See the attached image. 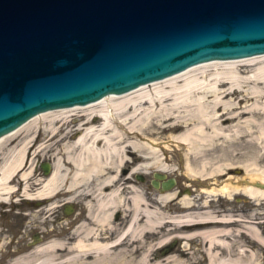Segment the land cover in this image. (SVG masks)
Here are the masks:
<instances>
[{
	"label": "bare ground",
	"instance_id": "obj_1",
	"mask_svg": "<svg viewBox=\"0 0 264 264\" xmlns=\"http://www.w3.org/2000/svg\"><path fill=\"white\" fill-rule=\"evenodd\" d=\"M241 66L252 68L243 71ZM241 73L252 74V77L240 78ZM207 76L206 84L192 82ZM250 86L252 90L248 89ZM232 93L242 97L236 103H230ZM224 97L229 98V102H224ZM203 104L211 105L212 109L209 111ZM189 105L196 108L187 117L181 115V109ZM158 110H165V114L160 119L156 117V123L172 120L161 130L178 126L184 132L171 134L168 140L184 148V168L188 176L203 181L216 180L219 173L233 168H240L245 174L240 180H224L220 187L205 188L206 191L201 193L228 197L242 193L257 202L264 199V188L252 184L253 180L264 182V169L258 164L264 159V54L199 63L168 78L123 93L105 95L92 103L46 110L0 137L1 203H11V196L19 192L23 198L46 203L60 194L58 183L66 180L68 175L72 193L79 188L76 184L80 182H89L96 187L86 196L89 199L86 209L92 219H82L75 238L29 246L28 254L9 264H182L179 255L185 250L174 249L158 257L152 255L155 247L162 248L175 236L200 239L207 264H245L240 254L246 249L236 246L237 251L232 256L228 238L236 231H244L240 228L241 221L248 219L200 210L203 206L188 197L189 190L180 194L177 203L190 212L170 216L155 209L144 195L136 192V186L128 183L131 181L129 175L145 173L152 167L166 177L164 173L169 166L162 164L163 150L140 128L144 124L150 126L151 117L157 116ZM173 110L179 111V115ZM224 115L235 123L223 127L218 119ZM41 123L45 126L43 129L39 128ZM35 126L38 127L36 131ZM72 128L79 131L73 138L69 137ZM60 130L63 131L59 133ZM42 131L49 133L47 140L34 148L31 159L43 147L52 150L55 145L61 146L52 155L53 158L56 156L52 169L45 178L37 179L32 160L27 161V158L33 141ZM35 132L38 135L34 139ZM219 138L229 141L228 163H221L222 155L214 154ZM61 139H64L62 144L58 143ZM132 156L135 158L130 162ZM127 163L132 165L124 176L120 169ZM15 184L24 186L22 190H15ZM102 186L108 187V191L102 190ZM119 186L122 188L118 192ZM160 193L155 200L165 205L172 202L176 190L170 188ZM57 205L47 209L39 207L38 212L50 215ZM118 207L124 215L120 221L112 218ZM234 223L236 227H231ZM111 228L117 231L112 237L103 238L102 230ZM172 228H176L175 232ZM251 228L247 230L249 235L264 244L261 233ZM126 252L134 257L125 259Z\"/></svg>",
	"mask_w": 264,
	"mask_h": 264
},
{
	"label": "water",
	"instance_id": "obj_2",
	"mask_svg": "<svg viewBox=\"0 0 264 264\" xmlns=\"http://www.w3.org/2000/svg\"><path fill=\"white\" fill-rule=\"evenodd\" d=\"M258 54L264 0H0V137L46 110ZM174 183L152 172L154 188Z\"/></svg>",
	"mask_w": 264,
	"mask_h": 264
},
{
	"label": "rangeland",
	"instance_id": "obj_3",
	"mask_svg": "<svg viewBox=\"0 0 264 264\" xmlns=\"http://www.w3.org/2000/svg\"><path fill=\"white\" fill-rule=\"evenodd\" d=\"M240 68H242L243 71L246 70L249 71V69L252 68V66H241ZM208 77L209 76L204 78H196L193 79L195 81L192 82L206 84L208 83V80H206V78ZM238 77L240 78L252 77V74L249 75L243 74ZM190 80L191 79H189L188 81ZM150 86L148 87L150 88ZM224 89H226V87ZM248 89L252 90L253 87L250 86ZM211 97L212 96H210V98ZM231 97L232 100L230 103H236L242 97V95L241 94L237 95L236 93H232ZM224 102L226 103L229 102V98L224 100ZM143 106L145 105L143 104ZM202 106L206 107L209 111L212 109V106L209 104L208 105L203 104ZM195 108L196 106H192L190 108L189 105V107L187 106L182 108L180 114L181 115L184 114V116L187 117L189 116V113L193 111ZM156 109L158 108H155V110ZM167 111H169V109ZM173 111L174 114L176 113L179 115V111H175V110ZM162 114H165V110L164 111L158 110V115L151 117V121H152L151 125L150 126L147 125L146 127L144 124L140 128L144 130L143 133L145 132L144 134L146 135V137H151L153 141L158 142L159 143L158 147H161V149L163 150L164 156L162 157L163 158L162 164H166L169 166L167 173L164 174H166V177H174L175 179V183L172 188H174L175 190L182 191V194H184L186 190H189L190 194L188 197H192L195 200L197 199L196 204L198 206H203L202 208H200V210H206L211 213L213 212L216 215L231 214L233 218L248 219V221H244V220L241 221L242 227L240 228L243 229L244 231L242 232L234 231L235 233L229 236L228 240L231 243L229 248L230 254L232 256H235L234 252L237 251L236 246H239L238 248L242 247L246 249L243 253L241 254L239 253L242 256L245 264H264V244H260L256 240H254L247 231V230H251L252 229L251 227H253V229H257L261 233L262 237H264V199L259 200L257 202L251 198L246 197L242 193H234L229 197L222 194H216L212 196V195H206L205 193H201V191H206L205 188L220 187L224 180H228V179L231 181L240 180L245 177V174L240 168H233V169H226L224 172L219 173L216 177V180L203 181L201 179L198 180L196 177L188 176L184 168V152H185L184 148L181 145H177L176 143L168 140L171 134L177 135L179 133H184V132H181L182 130L181 128H178V126H173L171 128L164 127L161 130L163 126L170 124L172 121V120H164L163 122L156 123V119L157 118L160 119V116H162ZM226 118L227 115H224L218 119L219 121L221 120L223 127H229L230 125L235 123V122H231ZM44 127L45 126L42 123L39 125V128L41 129H43ZM36 128L38 127L37 126L34 127L35 131ZM62 131L60 130L59 133H61ZM43 133H44L43 131L39 135L36 132L33 133L34 139L36 138L37 135L38 137L36 138V140L33 141L34 144L32 145L34 146L30 148L28 153L29 155L27 158V161L32 160V164H33L32 166H34V175H36L37 179L45 178L46 175L43 173V170L40 166L41 162H48V164H50V167L52 169V164L54 162L53 159L56 157L55 156L53 158L52 155H54L56 153V149L60 148L61 146V145H55V147H52L53 148L52 150H48V149L44 150L43 147L31 159L32 153L35 152L34 148L37 147L39 144H41L42 141L47 140V136L49 133L46 134ZM78 134L79 131H77L76 128H72V130L69 132V137L73 138ZM140 136L145 137L144 135L141 134ZM216 141L218 143V146L215 148L214 154L217 155L221 154L222 155L221 163L222 162L228 163L229 157L227 156V149L229 148L228 145L229 141H225V140L223 141L220 138L217 139ZM58 143L60 144L64 143V139L59 140ZM164 143L168 144V146L167 147L163 146ZM96 146L98 147L99 145H97L96 143ZM247 149H249V146H247ZM250 151H247V153H250ZM134 158L135 157L132 156L130 162H133ZM258 164L260 165V168L262 166L261 169H264V159L258 161ZM131 165L132 164L129 163L124 164L123 166H121L122 168L120 171H122V173H126L127 168H129V166ZM192 166L196 168L194 164H192ZM153 171H157L156 167H152V169L146 170L145 173H134V174H140V176L143 178L142 182H140L137 178L135 179L134 174H131L130 178L132 180L130 182L128 181V183H132L134 186H136V188L138 189L136 191L137 193H139L140 191L145 192L144 184L145 182H147L148 178L150 177ZM23 186H24L23 184L22 186L16 184L14 185L15 190L17 189L22 190ZM76 186H79V188L77 190H74L75 191L74 193L69 191L70 175H68L66 180L60 181L58 183V189L60 190V194H58V196H56L53 199H50L46 203L45 202L43 203L41 201L40 204H38L40 206L37 205L38 207L44 206L47 209L51 207L53 204H55V202H57L58 205L56 211L50 215L44 214L42 212H38L37 211L38 207L36 205L32 206L37 208H34L30 214L24 215L26 212L30 211V209L27 208L28 206H25V204H23V200H22L23 197L20 196V192L14 193L11 196V203H12L11 206L2 204L1 207L3 208V210L4 211L6 209L8 210L5 211L3 215L4 217L3 222L8 235V237H5V239H9L7 254L5 256L6 259H8L9 263H12L15 259L21 257L24 253L28 252L29 247L26 248L28 245H26L27 243L25 242L26 240H28V235L32 231H36L37 234L39 233L42 236V240L38 243H43V244L55 239L75 238L77 232L80 231L79 225L82 224V219L84 218V214L82 212L85 206V182H80L76 184ZM146 189H147L146 192L147 193L150 192L149 194H152L153 196L151 200L153 202L155 209L164 212L166 214H170V216L180 213L190 212V211H185V208L180 207L179 203H177V200L176 201L173 200L172 202H168L165 205H162V202L160 203L155 200L158 197V195L161 194L160 191L158 192V189L154 187L146 188ZM66 191L69 192L66 193ZM68 199L71 200L67 201ZM203 201L205 202L204 205L202 204ZM65 204H72L74 211L72 210L70 213L65 214L63 212V205ZM54 217L57 219L55 220ZM52 219L54 220L52 221ZM75 220H79V221L74 223ZM235 225H236L235 223L231 224V227H236ZM175 229L176 228H172V232H175L174 231ZM4 241L5 240H3V243ZM183 243L186 244L183 246ZM174 249H180L183 251L185 250L183 254L179 253L180 254L179 258L183 261L182 264H207V259L205 257V254L203 253V244L202 242H200V239L199 240L182 239L179 238L178 236H175L172 237L168 241V243L165 244V246H163L162 248L155 247L152 251V255L155 257L161 255H167L168 253L172 252ZM129 254L130 252H126V254H124L123 257H125V259L134 257V255L128 256ZM2 263L4 264L5 260Z\"/></svg>",
	"mask_w": 264,
	"mask_h": 264
},
{
	"label": "flooded vegetation",
	"instance_id": "obj_4",
	"mask_svg": "<svg viewBox=\"0 0 264 264\" xmlns=\"http://www.w3.org/2000/svg\"><path fill=\"white\" fill-rule=\"evenodd\" d=\"M127 170H128V168H127ZM124 176H125V173H124ZM129 177H130V175H129ZM134 178L136 179V174H134ZM151 179H152V173H151L150 177L148 178L147 182H145V184H144V186H145V188H144L145 189V192L144 191H140V192H141L142 195H144L149 200L150 204L153 205V202L151 200L153 198L152 194H149L150 192H148V193L146 192L147 191L146 188H152L153 187L152 184H151ZM142 180H143V178L141 180H139V181L142 182ZM129 184H132V183H129ZM86 186H88V187H86ZM95 188H96L95 185L92 184V186H91V183L85 182V206H84V209H83V212L82 213L84 214V217L87 218V219H90V218L92 219V217H90L91 214L89 216V214L87 212V209H86V204H87V202L89 200L88 198L86 199V196L88 195V193H90ZM121 188H120V186L118 187V192L121 190ZM131 188H132V186H131ZM101 189L104 190V191H108V187L102 186ZM157 189H158V192L161 191V190H159V188H157ZM180 194H182V191L176 190V194H175L174 198L171 199V200L172 201L173 200H175V201L178 200V198L180 197ZM128 195H126V196L128 197ZM22 200H23V204H25V206H28L27 208L30 209V211L26 212L24 215L30 214L34 208H37L38 206H40L38 204H40V202H41L40 199L22 198ZM196 201H197V199H196ZM55 203H57V202H55ZM2 204H5L7 206H11L12 203H10V202L1 203L0 202V264L4 260H5V263L4 264H8L9 263L8 262V259H6L5 256L7 254V247H8V241H9V239H5V237H8V235H7V231H6V228L4 227V222H3V220H4L3 215H4L5 211H8V210L6 209L4 211L3 208L1 207ZM33 205H36V206L38 205V206L37 207H32ZM65 205H68L67 207L70 208V211H69V213H70L73 210L72 204H65ZM65 205H63V212H64V209L67 208V207H65ZM92 207H94V206H92ZM38 209H39V207H38ZM38 209H37V211H38ZM93 209L95 211V207ZM121 210H122V208L119 209V207H118L117 209L114 210V212L112 214V218L115 219L116 221H120V219L122 218V216H124L123 213L121 212ZM82 213H81V215H82ZM65 214H68V213H65ZM181 214H183V213L176 214V215H172V216H178V215H181ZM55 217H56V214H55ZM56 219L57 218H55V220ZM53 220L54 219H52V221ZM116 231L117 230H115V229L112 230V228H111V229H108V230H102L101 233H102V235H104L103 238H106L107 239V238L112 237L113 233H115ZM3 240H5L4 243H3ZM41 240H42V236L39 233L37 234L36 231H32L28 235V240H26V242H25V243H27L26 245H28L26 248H28L29 246H35V244H37ZM55 240H58V239H55ZM26 254H28V252L24 253L23 255H26Z\"/></svg>",
	"mask_w": 264,
	"mask_h": 264
}]
</instances>
